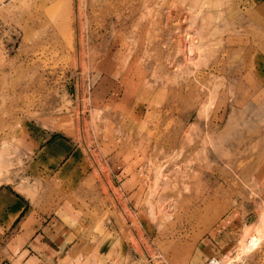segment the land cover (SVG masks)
Returning <instances> with one entry per match:
<instances>
[{
	"label": "rangeland",
	"instance_id": "374dc122",
	"mask_svg": "<svg viewBox=\"0 0 264 264\" xmlns=\"http://www.w3.org/2000/svg\"><path fill=\"white\" fill-rule=\"evenodd\" d=\"M253 13L251 0H0V188L75 229L50 260L264 264ZM36 127L81 146L85 183L37 171Z\"/></svg>",
	"mask_w": 264,
	"mask_h": 264
},
{
	"label": "crops",
	"instance_id": "0c3cea01",
	"mask_svg": "<svg viewBox=\"0 0 264 264\" xmlns=\"http://www.w3.org/2000/svg\"><path fill=\"white\" fill-rule=\"evenodd\" d=\"M251 6L252 9L254 8L253 14L259 17L264 25V1L251 0ZM260 59L264 60L262 57ZM256 73L259 81H264L263 65L260 70H256ZM255 86L257 90L263 92V83ZM47 124L52 131H61L58 129L57 122L52 121ZM31 133L30 145L37 150L34 162L38 172H50L54 176L61 175L63 180H71L77 184L85 183L88 178L86 174L94 172H90L89 166L83 163L81 146H76L73 142H68L59 136L54 137L52 132L40 130L37 127ZM111 174L114 182H122L119 190L122 197H125L123 199H130L135 192L125 186L129 185V179L125 181L122 179L123 171L118 175L111 170ZM25 200L7 188H0V238H3V242L5 240V244L0 246V264L6 260H9L11 264H58L50 260L51 255L59 248L66 251L63 247L67 246L69 249V246L64 240L63 244L57 245L56 239L70 237L73 233L71 230L75 231V229H70L68 223L61 218V220L56 218L49 220V215L46 217L48 207L33 204V201L28 198ZM77 214L73 226H80L78 230H82L80 222L82 216L78 212ZM203 247L202 251H205L207 256L212 255L215 250L210 243H206Z\"/></svg>",
	"mask_w": 264,
	"mask_h": 264
},
{
	"label": "built area",
	"instance_id": "2783aa9c",
	"mask_svg": "<svg viewBox=\"0 0 264 264\" xmlns=\"http://www.w3.org/2000/svg\"><path fill=\"white\" fill-rule=\"evenodd\" d=\"M220 262L218 261L217 258H212L210 259L209 263L208 264H219Z\"/></svg>",
	"mask_w": 264,
	"mask_h": 264
}]
</instances>
